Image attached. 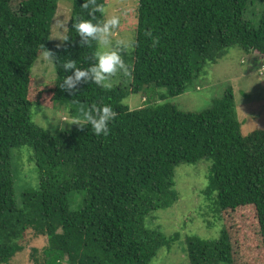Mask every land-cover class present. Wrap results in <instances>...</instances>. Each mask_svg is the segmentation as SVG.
<instances>
[{
	"label": "trees",
	"instance_id": "trees-1",
	"mask_svg": "<svg viewBox=\"0 0 264 264\" xmlns=\"http://www.w3.org/2000/svg\"><path fill=\"white\" fill-rule=\"evenodd\" d=\"M58 1L0 0V264H10L39 238L46 244L30 248L32 264H150L178 239L151 226L150 215L177 202L175 168L200 161L210 167L199 194L221 229L212 241L186 239L188 264H242L238 213L248 208L264 253V130L241 134L231 88L200 112L167 102L231 48L264 57V0H258L257 25L243 19L250 0H133L122 23V30L134 31L124 59L128 86L81 83L75 96L59 87L72 74L62 65L71 59L77 67L90 66L97 44H83L72 28L75 17L89 18L84 0L72 2L69 40L49 43ZM109 2L97 5L105 12ZM46 50L55 72L52 105H110L117 116L109 135H95L87 123L53 135L31 121V108L42 107L29 99L31 69ZM137 94L144 105L131 110L124 100ZM69 115L83 118L72 108ZM25 145L32 148L38 184L17 204L11 152ZM74 195H81L77 210L70 209Z\"/></svg>",
	"mask_w": 264,
	"mask_h": 264
},
{
	"label": "rangeland",
	"instance_id": "rangeland-1",
	"mask_svg": "<svg viewBox=\"0 0 264 264\" xmlns=\"http://www.w3.org/2000/svg\"><path fill=\"white\" fill-rule=\"evenodd\" d=\"M73 0H59L51 21L49 43L58 47L63 43L70 19ZM133 0H110L105 8L104 19L108 15H119L121 23L112 37L113 43L120 38L133 42L134 31L131 27L122 30L127 12L134 8ZM263 8V2L250 0L243 14V19L257 25ZM64 25V26H62ZM132 47L122 51L125 59ZM205 75L191 82L182 95L167 102L182 112H200L210 107L211 102L221 98L226 89L231 88L234 94L236 113L243 122L241 134L247 135L254 130H264V57L256 52L246 54L239 48H231L225 57L215 65H207ZM55 72L52 61L41 54L33 64L30 76L29 99L38 102L42 107L31 108V121L40 128L55 135L60 132L82 126L81 116L69 115V108L81 113L87 109L79 103L72 106L52 105L49 93ZM128 75L118 73L112 78L111 87L128 86ZM103 87V86H101ZM165 89L161 90L164 93ZM144 95H129L124 103L136 110L144 104ZM79 121L80 126L74 124ZM210 162L200 161L195 165H179L174 171V190L178 200L166 210L151 213L154 223L167 237L178 235L177 241L170 248H161L150 264H188L186 254L188 237H199L204 240H215L221 229V221L213 218L210 202L199 193L207 184ZM11 173L14 180V197L20 204V195L27 189H36L38 184L37 169L33 160L32 148L28 145L13 149L11 152ZM81 195L70 198V209L77 210ZM239 242L241 245L242 264H264V253L259 235V227L254 211L250 208L238 213ZM149 225L147 224V227ZM150 228V227H149ZM46 244L45 238L32 242L23 252L17 254L10 264H32L30 248L41 249Z\"/></svg>",
	"mask_w": 264,
	"mask_h": 264
},
{
	"label": "clouds",
	"instance_id": "clouds-1",
	"mask_svg": "<svg viewBox=\"0 0 264 264\" xmlns=\"http://www.w3.org/2000/svg\"><path fill=\"white\" fill-rule=\"evenodd\" d=\"M81 7L89 10V18L75 17L72 28L83 44L88 45L94 41L97 44V49L93 53V63L86 68L77 67V63L71 59H67L63 63L64 72H71L72 74L63 77L59 87L72 96H75L79 91L77 85L81 83L111 87L112 78L118 73L128 75V67L121 53L133 47L132 41L126 37L117 39L113 43L112 37L121 23L119 15H108L103 20L96 19V12H104V9L97 5V0H84ZM146 35L151 36V33L146 32ZM68 40L69 36H65L63 41ZM156 43L158 40L153 41V46ZM44 56L49 60L53 59V54L47 50ZM80 111L84 122L91 126L95 135H109V125L117 116V112L110 105L93 103L86 110L81 108ZM74 124L80 126L79 121L74 122ZM80 128L82 127L80 126Z\"/></svg>",
	"mask_w": 264,
	"mask_h": 264
}]
</instances>
